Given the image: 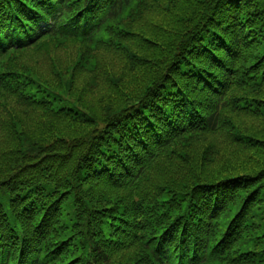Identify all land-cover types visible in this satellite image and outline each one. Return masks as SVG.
Listing matches in <instances>:
<instances>
[{
  "label": "trees",
  "instance_id": "16d2710c",
  "mask_svg": "<svg viewBox=\"0 0 264 264\" xmlns=\"http://www.w3.org/2000/svg\"><path fill=\"white\" fill-rule=\"evenodd\" d=\"M0 264H264V0H0Z\"/></svg>",
  "mask_w": 264,
  "mask_h": 264
}]
</instances>
